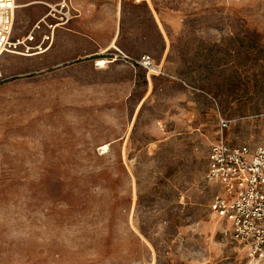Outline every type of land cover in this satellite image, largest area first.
Masks as SVG:
<instances>
[{
  "label": "rangeland",
  "instance_id": "obj_1",
  "mask_svg": "<svg viewBox=\"0 0 264 264\" xmlns=\"http://www.w3.org/2000/svg\"><path fill=\"white\" fill-rule=\"evenodd\" d=\"M63 1L17 0L14 37ZM89 2L162 74L0 58V264H264L205 181L221 118L228 145L264 141V0H66Z\"/></svg>",
  "mask_w": 264,
  "mask_h": 264
},
{
  "label": "built area",
  "instance_id": "obj_2",
  "mask_svg": "<svg viewBox=\"0 0 264 264\" xmlns=\"http://www.w3.org/2000/svg\"><path fill=\"white\" fill-rule=\"evenodd\" d=\"M17 6V0H0V58L5 54L36 57L48 52L55 32L72 16L66 0L48 6L49 12L28 34L15 38ZM108 53L102 56L105 59L95 61L96 68H100L98 60H120L142 68L149 76L162 74L161 66L149 55L130 59L122 53ZM231 125L230 120H219V139L210 147L205 181L219 190L212 202L213 214L230 224L232 240L246 250L250 259L257 260L264 257V141L230 146L225 132Z\"/></svg>",
  "mask_w": 264,
  "mask_h": 264
},
{
  "label": "crops",
  "instance_id": "obj_3",
  "mask_svg": "<svg viewBox=\"0 0 264 264\" xmlns=\"http://www.w3.org/2000/svg\"><path fill=\"white\" fill-rule=\"evenodd\" d=\"M74 10L68 24L55 32L52 47L46 53H53L49 59L53 66L77 62L92 65L110 51L124 53L120 5L79 3Z\"/></svg>",
  "mask_w": 264,
  "mask_h": 264
},
{
  "label": "bare ground",
  "instance_id": "obj_4",
  "mask_svg": "<svg viewBox=\"0 0 264 264\" xmlns=\"http://www.w3.org/2000/svg\"><path fill=\"white\" fill-rule=\"evenodd\" d=\"M35 4H37V3H35ZM29 5H18L17 6V10H21V9H24V8H26V7H28ZM114 49L116 48V47H113ZM109 50V49H108ZM107 52V51H106ZM47 52H42V53H40V54H38L37 56H41V55H45ZM35 56V55H34ZM34 56H31V57H34ZM36 56V57H37ZM31 57H29V58H31ZM98 62V66L100 67L99 69H104V68H107V65H109V64H113L114 62H110V61H108V60H98L97 61ZM109 148V145H106V146H104L103 148H101V150L104 152V151H106L107 149ZM107 154H108V152H107Z\"/></svg>",
  "mask_w": 264,
  "mask_h": 264
}]
</instances>
